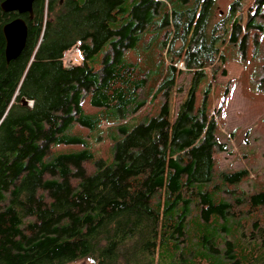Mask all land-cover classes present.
<instances>
[{"label":"trees","instance_id":"obj_1","mask_svg":"<svg viewBox=\"0 0 264 264\" xmlns=\"http://www.w3.org/2000/svg\"><path fill=\"white\" fill-rule=\"evenodd\" d=\"M168 1L35 0L32 17L24 16L25 47L9 63L1 27L10 14L0 11V264H264V191L228 189L248 178L245 169L219 173L211 185L215 151L225 147L206 105L196 107L198 78L225 64L217 46L225 43L224 34L218 26L208 32L215 0L171 11ZM240 4H230L232 17ZM263 5L254 1L247 31ZM150 26L170 28L162 34L171 60L158 115L130 131L118 126L124 137L114 145L111 165L86 148L55 154L54 145H86L71 131L75 125L95 129L106 118L128 119L146 105L141 94L148 79L126 53ZM240 34L234 20L229 41ZM245 42L246 35L242 47ZM190 46L196 53L188 69L196 77L171 122L170 87ZM73 48L81 61L66 65ZM87 96L99 114L86 113ZM91 160L94 173L85 167ZM243 204L244 212L235 210ZM194 207L202 226L219 228L222 243L211 242L215 237L204 231L195 235L197 250L191 249ZM252 216L247 233L240 219Z\"/></svg>","mask_w":264,"mask_h":264},{"label":"rangeland","instance_id":"obj_2","mask_svg":"<svg viewBox=\"0 0 264 264\" xmlns=\"http://www.w3.org/2000/svg\"><path fill=\"white\" fill-rule=\"evenodd\" d=\"M195 1L181 3L179 0H169L166 3L167 10H190L194 7ZM233 1L215 0L211 11L208 32L218 26L219 33L224 34L225 43L219 41L217 46L224 57L225 64L205 69L198 78L196 107L206 105L210 116L217 124L216 139L225 147L224 151L218 149L215 151V177L211 185L218 183L219 173L245 169L249 173L248 178L236 187L231 186L228 189H235L237 194L243 192V195H250L264 191V91L260 89V80L264 76V5L261 7V14L255 18L253 23L255 27L247 31V22L254 14L255 0H241V7L235 17H232L229 11ZM234 20L237 21V29L241 34L235 43H231L229 32ZM151 26L137 42V48L126 53L128 60L136 63L138 70L145 73L148 79L141 94L147 100L146 105L128 119L106 118L95 129L75 125L71 131L85 137L86 145H54L55 154L77 152L86 148L93 153L94 159H103L107 165H111L114 163V145L124 137L119 133L118 126L121 125L130 131L136 125L158 115L164 101L163 83L169 74L166 65L171 60V56L163 52L162 34L170 28L153 30ZM245 35L246 42L242 47V37ZM179 47L180 43H177L175 48L179 49ZM195 53V48L190 46L183 52V60L178 64L180 72L177 74L175 84L170 87L171 122L175 120L179 105L186 99L195 80V72L188 69V61ZM80 61L81 54L76 48L66 54V65ZM223 70L226 75L222 74ZM83 107L87 114L100 113V109L90 104L89 96L84 100ZM85 167L89 173L97 170L93 160L86 162ZM226 195L227 193L224 194ZM246 209L247 206L243 204L235 210L244 212ZM252 219L253 216L240 219L247 233L252 226ZM213 221L218 220L214 218ZM188 226L192 250H197L200 245L199 239L195 240V235H202L204 231L210 237H215L208 238L211 242H223L221 234L217 232L219 228L202 226L198 208L194 207ZM233 241L237 242V239ZM188 251L189 249L186 253ZM68 264H93V262L90 259H84Z\"/></svg>","mask_w":264,"mask_h":264},{"label":"water","instance_id":"obj_3","mask_svg":"<svg viewBox=\"0 0 264 264\" xmlns=\"http://www.w3.org/2000/svg\"><path fill=\"white\" fill-rule=\"evenodd\" d=\"M35 0H4L1 4V10L4 12L16 11L19 14L33 15V3ZM5 38V59L9 63L17 58L25 47L28 28L22 19H17L2 28Z\"/></svg>","mask_w":264,"mask_h":264},{"label":"flooded vegetation","instance_id":"obj_4","mask_svg":"<svg viewBox=\"0 0 264 264\" xmlns=\"http://www.w3.org/2000/svg\"><path fill=\"white\" fill-rule=\"evenodd\" d=\"M4 0H0V4L3 2ZM0 11H1V13L2 14H10L8 17L9 18H7V20L2 24V27H1V34H2V37H3V42H4V57H5V47H6V42H5V38H4V35H3V32H2V28L5 26V25H7V24H9V23H11V22H13V21H15V20H17V19H22L25 23H26V21H25V19H24V16L25 15H28L29 16V18H31L30 17V15L29 14H19L18 12H16V11H11V12H4L3 10H1V7H0ZM6 60V59H5ZM176 264H181V262H178V263H176ZM199 264V263H198Z\"/></svg>","mask_w":264,"mask_h":264},{"label":"bare ground","instance_id":"obj_5","mask_svg":"<svg viewBox=\"0 0 264 264\" xmlns=\"http://www.w3.org/2000/svg\"><path fill=\"white\" fill-rule=\"evenodd\" d=\"M28 102H29L28 104L31 105V102L30 101H28Z\"/></svg>","mask_w":264,"mask_h":264},{"label":"crops","instance_id":"obj_6","mask_svg":"<svg viewBox=\"0 0 264 264\" xmlns=\"http://www.w3.org/2000/svg\"><path fill=\"white\" fill-rule=\"evenodd\" d=\"M182 103V102H181Z\"/></svg>","mask_w":264,"mask_h":264}]
</instances>
